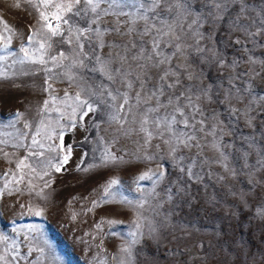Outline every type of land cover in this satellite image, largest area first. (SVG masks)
<instances>
[{"label":"rangeland","instance_id":"374dc122","mask_svg":"<svg viewBox=\"0 0 264 264\" xmlns=\"http://www.w3.org/2000/svg\"><path fill=\"white\" fill-rule=\"evenodd\" d=\"M248 3L256 32L261 0ZM39 4L0 0V264H264V30L245 36L231 26L237 6L217 19L209 0H166L149 21L171 26L161 47L171 55L179 45L172 66L203 110L199 146L184 147L151 124V139L140 131L139 85L93 71L89 44L81 53L67 25L46 39ZM114 36L103 47L93 38L102 59L115 55Z\"/></svg>","mask_w":264,"mask_h":264},{"label":"snow or ice","instance_id":"6c2138e0","mask_svg":"<svg viewBox=\"0 0 264 264\" xmlns=\"http://www.w3.org/2000/svg\"><path fill=\"white\" fill-rule=\"evenodd\" d=\"M165 2L166 0H40L39 7H43L48 13H40L49 33L46 39L57 36L63 37V26L67 25L68 31L74 32L73 38L81 53H83L85 47V43L81 41L89 44L93 52V58L98 65L97 68L92 69L93 71H100L107 75L109 80H114L116 76H119L121 83L129 89L133 88L134 84L139 85V91L135 93V96L141 104L147 105L140 116V131L144 132L148 139L153 136V132L148 127L151 124L157 134L163 135L166 132L174 137L178 144H183L184 147L199 146L198 143H195L197 140L196 134L204 130V114L202 108L193 101L192 86L185 88L179 72L180 66H172V57L180 51L179 45H174L176 51L172 52L171 55H166L161 47V38L164 35L170 36L171 26H169L168 33H164L161 29L155 28L154 24H149L151 19L161 15ZM209 2L211 7L217 10V19L222 18V14L227 13L230 7L237 6L235 16L231 18V26L245 36H256L264 30V0H261L259 12L257 13L260 19L256 32L249 31L252 25L257 24V20L249 15L251 9L248 0H209ZM81 4H83V8L80 7ZM184 4H188V0H184ZM101 5H106V7H101ZM80 16L86 18L83 27L76 26L72 20V17ZM106 16L113 17L114 22L102 30L100 25ZM122 17L125 18L123 21L121 20ZM140 20L144 21L142 31H138L134 27L135 23ZM198 20L199 14L197 12L192 23L196 24ZM122 24L125 27L122 28ZM5 27L7 29L6 24ZM105 33L115 34L114 41L116 42L111 47L116 51L115 55L102 59L97 54L96 47L92 46V41L95 37L96 40L100 41L97 47H103L102 37ZM132 36L135 38L126 39ZM146 36L148 37L147 40L145 39ZM31 39L32 37L29 36V40ZM174 39L179 40L180 37L175 36ZM69 42H71V39ZM236 42L239 43V40ZM45 47L46 42H41L40 48L44 49ZM47 47H51V45L48 44ZM25 56L28 57L27 51H25ZM60 58H63V53H60ZM52 60L56 61L57 57H52ZM33 62L37 61L34 60ZM38 62L45 63L43 56L39 58ZM114 62H118L119 67L112 68L111 65ZM81 64H83V61H81ZM188 79H192L191 74H189ZM117 93L122 96L124 104H127V93L121 94L119 90H117ZM202 94L207 96L208 90H202ZM108 95L113 100L116 99L111 92ZM77 99H79V95H77ZM196 100L199 101L200 96H197ZM82 103L87 104V101H82ZM124 104L120 105L121 109L124 108ZM87 106L89 110H92L91 105ZM161 110H163V113ZM197 116H200L201 119L198 120ZM113 119H116V117H113ZM248 124L249 126L252 125L251 119L248 120ZM179 125H182L184 129H191V131L179 132L177 130ZM197 125H200V127H197ZM181 136L184 139H181ZM241 139L247 141L249 149L254 147V137H241ZM35 142L34 140L33 143ZM172 151H175V148ZM249 155V151H242L238 153L235 159L237 161L243 160L244 164L241 167H245ZM67 159L68 157L65 156L64 162H67ZM257 163L264 165V154L261 155ZM57 171H59V168H57ZM187 171L189 175H193L191 168ZM233 175H235L234 170ZM117 183L118 181L112 180L109 186Z\"/></svg>","mask_w":264,"mask_h":264}]
</instances>
